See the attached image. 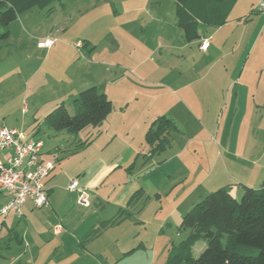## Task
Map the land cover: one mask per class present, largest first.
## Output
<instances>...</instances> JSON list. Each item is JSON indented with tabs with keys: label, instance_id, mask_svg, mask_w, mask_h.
<instances>
[{
	"label": "rangeland",
	"instance_id": "obj_1",
	"mask_svg": "<svg viewBox=\"0 0 264 264\" xmlns=\"http://www.w3.org/2000/svg\"><path fill=\"white\" fill-rule=\"evenodd\" d=\"M236 1L228 13L226 26L197 27L199 36L213 31L217 32L218 40L231 36L225 48L221 44L215 51L217 55L211 50L203 55L201 40L186 44L179 36L174 0H52L48 8H32L7 27L9 38L0 40V126L24 134L37 132V139L45 143L44 149H52L53 139L49 134L55 135L53 138L60 149L55 153L59 160L55 164L58 189L54 203L59 216L54 217L45 208L35 209L39 212L35 216L37 221H62L63 216L68 221H84L87 234L81 243L86 246V240H90L87 244L90 253L101 262L105 252L100 248L104 243L105 247H110V253L121 247L134 246L133 256H127L120 264H169L168 257L175 255L189 233L187 229L179 228L182 215L195 204L187 197V192L191 187H196V194L208 190L205 185L209 181L201 186L198 184V172L206 170L205 174L208 171L215 172H211L213 176L221 174V184L229 186L232 197L239 192L237 201L247 177L251 179L248 182L250 188H260L264 182L259 173L264 167V103L259 104L258 99L251 97L235 99L232 86L225 88L226 84L218 99L194 95L192 100L197 103V109L187 99L184 100L188 109H181L174 100L181 96L180 84L194 94L198 88L204 86L206 89V85L213 84L212 77L218 64L213 61L218 62V58L224 63L231 58L240 59L242 65L252 57L249 45L253 41L250 38L252 29L245 31V42L239 52L230 53L240 37V26L259 20H251V17L245 22L250 10H256L254 6L259 0ZM256 15L260 17V14ZM257 21L252 26L255 27ZM47 38L55 40L50 55L47 50L37 48V44ZM263 38L264 34L257 47L264 43ZM169 41L174 45H169ZM78 43L86 44L83 49L87 53L93 51L92 55L85 53L87 57H84L82 53V57L80 51L83 49L74 47ZM257 51L255 49L254 54ZM261 52L264 55V51ZM201 58H206L205 64ZM71 60L88 63L87 75L80 77L89 84L79 92L96 87L113 102L114 121L110 122V128H105L111 134L110 139L105 133L97 136L93 127L78 134L53 132L40 121L41 116L51 110V100L44 108L37 106L39 112L33 113L36 107L32 106V99L44 98L50 90V85L46 84L51 75L49 71L65 72ZM36 70L40 71L36 79L24 88V82ZM53 70L51 73L55 72ZM26 89L29 94L24 96ZM156 96L159 99L154 102L158 107L163 105V108L171 109L173 119L170 121L175 126V130L169 132L172 147L174 152L182 150V154L166 166L162 161L165 155L160 156L161 153L125 162L126 148L138 146L140 140L137 136L142 127L137 119L142 118L140 108L143 104L150 105ZM72 101L73 98H69L64 102L70 113ZM125 111L132 121L138 120L130 123L131 128H124V123H120L119 114L124 116ZM32 116L37 121L35 125ZM184 162L191 170L181 168ZM183 172L196 176L189 177ZM100 173H105L100 181L104 194L99 198L92 196L88 202L91 206L86 209L77 203V192L69 191L66 186L76 181L82 189ZM120 187L123 188L121 194L126 189L133 188L132 192L141 189L142 194L133 207L126 208L131 193L120 199L124 204L121 209L112 202L115 194L111 196L109 192ZM121 210L125 213L119 214ZM205 245L204 241L196 243L191 250L193 258L199 256Z\"/></svg>",
	"mask_w": 264,
	"mask_h": 264
},
{
	"label": "crops",
	"instance_id": "obj_2",
	"mask_svg": "<svg viewBox=\"0 0 264 264\" xmlns=\"http://www.w3.org/2000/svg\"><path fill=\"white\" fill-rule=\"evenodd\" d=\"M260 2H264V0L258 1L256 6H254V8L256 7L255 8L256 10L254 11L253 9L250 10L248 17H246L245 19V22L249 20V18L251 17H252L251 20L255 18H258L259 20L258 21L253 20V21H250L251 24H243L242 26H240L242 29L240 37L239 39H237L238 41H235V48H231V53H230V55H233L234 52L236 51L239 52V50L241 49V45L245 42L244 40L245 31H247L248 29H252V32L250 33V38L252 37L251 39H253V41L249 43L252 49L250 51L252 57L250 58L248 57L246 61H244V58H241V61H244V63L242 62V65L240 64V59H236V58L228 59L227 62L225 63L223 59L221 60L219 58H218V62L217 60L213 61V63H218L215 66L216 74L215 76L212 77L213 84L211 82V85L209 86L206 85V89L204 88V86L201 88H198L197 90H195L196 91L195 94L192 93L191 90L188 91L187 89H185L186 88L185 86L180 84L179 93H181L180 97H183V98L177 97L176 99H174L175 105H179L180 108L185 107L188 109L185 103V100H184V99H187V101L189 102L191 101V103H193V105H195V108L197 109L196 107L197 103H195L192 100V99H195L194 95H197L200 98L209 97V98L218 99L220 98V94H222L224 84H226L225 88L232 86L231 92L233 91L232 93L234 94L235 99H238L241 96L251 97L252 99H255V98L258 99L259 104L264 103V55H261L262 53L261 51H264V43L260 44L261 46L257 47V44L259 43L260 38H262L264 34V15L262 13L257 12L258 4ZM256 14H260V17H257ZM262 19L263 21L261 22ZM256 21H257V25H255V27L252 26L256 23ZM238 24H242V23H238ZM213 30H218V29H213ZM236 31H239V29L237 28ZM216 35H217L216 31H213L212 33L206 32L205 35H200L199 39L193 42H199L200 40L207 39V41H209L207 49L205 51L200 50V52L203 55H206L211 50L213 54L217 55L215 51H218V48H220L221 44L223 45L222 48H225L226 42L229 39H231V36H227L224 39L218 40ZM179 36H181V38L183 39L181 30H180ZM250 38H248V40H250ZM186 44H190V43H186ZM83 45H81L82 49H83ZM169 45H174V44L171 41H169ZM54 46H55V43L49 49H45L47 50V54L50 55V53L54 49ZM65 49L68 50L67 47H65ZM255 49L258 50L257 51L258 53L254 54L253 51H255ZM71 52H74L73 49H71ZM80 52H81L80 54L82 57H83L82 53L84 54V57H87L86 55L91 56L93 53V51L87 53L84 49ZM241 56L243 57V54H241ZM201 60L204 63L206 58H203V59L201 58ZM87 64L88 63L83 64L79 62V60H71V64L67 65L66 69H64L65 72H61L62 74L58 73L59 72L58 69H54V70L51 69L49 71V74H51L52 76L50 75L46 81V84L50 85L49 86L50 90L46 93V95L48 96L45 95L44 98L41 97V99H38V100L32 99L31 101L32 106L36 107L33 110L34 111L33 113H36V112H39L40 110V108L37 109V106H41V108H44L47 105V103H49V100H51L52 106L51 105L50 106L52 108H49L51 110H47V112H45L46 114L45 115L43 114V116H41L42 117L40 120L41 122L43 121L44 117L48 114V112L50 111L52 112V109H54L56 106H58L61 103L64 104V102L68 100L69 98H73L74 100V97L76 98V96L79 93V89H82L84 85L89 84L88 81H83L84 77H80V75L82 76L87 75V70L89 69L87 67L88 66ZM202 64H200V66ZM239 65H241V69H239L240 68ZM52 70L55 72L51 73ZM37 72L39 73L40 71L36 70L34 71V73L30 74L28 79L24 82V88L28 86L29 83H31L33 80L36 79L35 76L36 74H38ZM66 72H69V73L66 74ZM83 72H86V73H83ZM202 79L203 78H200V80ZM28 94L29 93L26 89L23 95L26 96ZM104 94L106 95L105 96L106 98H108L109 100L111 99L108 97V95L105 92H103V95ZM149 98L152 99L151 96ZM133 99L136 100V98H133ZM158 99H159L158 96H156L155 99L150 102V105H144V104L142 105V103L139 104V106L142 105V108H140L142 109V111L139 113L140 115L142 114V118L140 116L137 117V119H139L140 122L142 123L141 130L139 131L140 133L138 132L139 134H137L138 139L140 138V140L138 142V146L130 145L128 148H126L127 150L125 151V155H126L127 160L125 162L136 160L138 157H141V156L151 158L149 154V148H147L148 146L144 142V134L147 131L146 130L147 127L150 126L152 121H154L155 119L157 120L158 117H162V116L167 117L169 121L170 120L172 121L173 118L170 112L171 109L163 108V105L161 107H158L156 103L154 102V101H158ZM110 101L112 102V100ZM39 102H41L42 105H40ZM112 106H113V102H112ZM114 114L115 113L109 114L106 117L105 121H103V123H101L100 126L96 127L95 130H96L97 136H101L103 133H105L107 134L105 137H108V139H110L109 135L111 134L107 133L105 128H110V125H111L110 122L114 121V117H113ZM32 119L34 121L33 125H35L37 121L34 120L33 116H32ZM119 119L121 120L120 123L122 122L124 123L123 124L124 128H127V127L131 128L130 123L132 125L133 122L138 121L136 118L134 121H132V118L127 116V112L124 113V116L123 115L121 116L119 114ZM41 122H38V123L40 124ZM88 128L84 129L83 131L87 130ZM36 134L37 132L35 134L33 133L26 134V137L30 139H34V140H39L42 142L43 148L41 151L42 153L41 159L43 161H54V164H53L54 169L50 173L49 177L46 178L47 180L45 182V188H46V192L48 196V206L44 208L48 210L47 212H49L50 214H53L54 217L58 218L59 215L56 210L57 206L54 203H55L56 189H58L57 188L58 183L56 182V178H55L57 176L55 174L56 172L55 164L59 160L58 157L55 155V153H59L58 151H60L59 147H57L59 144L57 140L53 138L56 136L49 134V138L52 137L53 139V143L51 144L52 149L51 148L44 149L45 143L43 142V140L37 139L38 136ZM166 138L167 140H169L170 145L167 146L166 149L160 155V156L165 155L164 159L162 160L165 166L167 164H170L172 161H174V159L177 158V156L182 154L181 153L182 150L180 151L178 150L174 152L175 150H174V147H172L174 145L171 142V134L168 133ZM94 140L92 141V143L94 142ZM179 163L180 162H178V164ZM183 164L184 165L183 167L181 166V168H183L184 171L191 170L189 165L186 164V162H184ZM103 170L106 172V169H103ZM202 172H204V174ZM205 172L206 170L200 171V173L198 172L197 174L199 178L198 184L201 186L202 184H205L206 182L209 181L205 185V188L208 187L207 188L208 190L203 189L201 193L196 194L197 193L196 187H191L190 191L187 192L188 194L187 197L191 200L193 199V203L195 204L199 203L197 201H200L202 197L206 196L210 191L213 192L218 188L228 186L225 184H221L222 183L221 174H217L213 176L212 174L215 172L208 171L206 174ZM183 173L189 177L196 176V174H190L188 172L187 173L183 172ZM259 173L261 177H264V167H262V169H259ZM103 175H105V173L95 174L94 178L90 181L91 183L88 184L86 187L82 188L87 191L89 195V202L92 196L99 198L104 194V190L102 191L101 184H100V181L104 178ZM249 179L250 178L247 177L246 180H244L243 182V183H246V185H248L247 187L250 186L248 182L251 179L250 180ZM68 185L66 186L67 188H68ZM243 185L244 184H242L241 186ZM122 189L123 188L120 187V188H117V190H112L109 192L111 196L115 194L112 202L115 204V206L119 207V209H121L124 205L123 202H120L121 198L123 199L127 198L128 195H130V193H131L130 195V198H131L134 195V193H136L137 191H141V189H138L132 192L133 188H130L128 190L126 189V192L121 194ZM234 195L235 196L233 197L236 199V196L239 195V192H236V194ZM139 196H137V198H139ZM6 202H7L6 197H0V209L2 208L3 205L6 204ZM135 202H132L126 208L133 207ZM90 206L86 207V209H89ZM22 208L23 209H21L22 211L21 217H17L13 213H9L4 218L0 216V218H2L1 220H3V221H0V264H120L127 256L128 258L133 256L132 252H134V249H132V247L134 246L132 245H130L129 247L125 246V247L118 248L117 251L110 253V250H111L110 247L109 246L105 247V244L103 243L102 248L100 249H102L103 252L105 253L102 255L103 260L101 262L97 258H94L93 255H91L90 253L91 249L87 245L90 243L89 242L90 240L89 241L86 240L87 242L86 246L81 243L82 242L81 239H83L85 235L87 234L86 229H84L86 226L84 221L83 222L82 221L81 222L68 221V218H66L65 216H63L62 221H37L35 216L39 212L35 210L36 208H34L33 205H31V202H26L25 204H23ZM57 227L60 228L58 229L59 233L55 234L53 229ZM19 245L21 248L19 247Z\"/></svg>",
	"mask_w": 264,
	"mask_h": 264
},
{
	"label": "trees",
	"instance_id": "obj_3",
	"mask_svg": "<svg viewBox=\"0 0 264 264\" xmlns=\"http://www.w3.org/2000/svg\"><path fill=\"white\" fill-rule=\"evenodd\" d=\"M52 0H0V40L9 38L7 27L32 8H48ZM236 0H174L176 26L183 40L191 43L199 39L200 25L220 27L226 24ZM86 45V44H85ZM84 45V46H85ZM93 50V48L91 49ZM90 50V51H91ZM89 87L78 93L71 103L72 113L61 103L43 119L44 126L53 132L78 134L88 127L96 128L112 112V102ZM175 130L166 117L152 121L144 134L150 157L162 153L168 140L167 133ZM258 190L242 186L240 200L232 197L229 186L209 193L204 199L183 214L180 229L188 235L180 243L175 255L168 257L169 264H264V182ZM142 194L137 191L129 205ZM124 214L119 211V214ZM205 242L197 258L192 256L193 246Z\"/></svg>",
	"mask_w": 264,
	"mask_h": 264
},
{
	"label": "built area",
	"instance_id": "obj_4",
	"mask_svg": "<svg viewBox=\"0 0 264 264\" xmlns=\"http://www.w3.org/2000/svg\"><path fill=\"white\" fill-rule=\"evenodd\" d=\"M257 12L264 15V2L258 4ZM206 40H201L202 51L208 47ZM54 43L55 40L45 39L37 44V48L49 49ZM74 47L82 48L79 43ZM42 148L41 141L26 137L22 131L0 126V197L7 198L0 209L3 218L9 213L21 217L26 202H31L36 209L48 206L45 182L54 169V162L41 159ZM68 190L77 192L78 204L89 206L87 191L79 189L76 181L69 183ZM58 229H53L55 234L59 233Z\"/></svg>",
	"mask_w": 264,
	"mask_h": 264
}]
</instances>
